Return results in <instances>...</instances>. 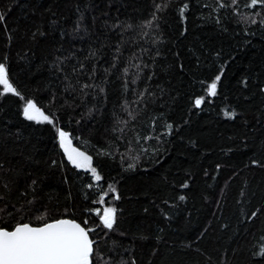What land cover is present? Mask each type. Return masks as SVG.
<instances>
[{
    "label": "trees",
    "instance_id": "1",
    "mask_svg": "<svg viewBox=\"0 0 264 264\" xmlns=\"http://www.w3.org/2000/svg\"><path fill=\"white\" fill-rule=\"evenodd\" d=\"M0 17V227L75 220L92 264H264V0H0Z\"/></svg>",
    "mask_w": 264,
    "mask_h": 264
},
{
    "label": "snow or ice",
    "instance_id": "2",
    "mask_svg": "<svg viewBox=\"0 0 264 264\" xmlns=\"http://www.w3.org/2000/svg\"><path fill=\"white\" fill-rule=\"evenodd\" d=\"M256 3L257 0H252V6ZM219 79L220 77L217 76L216 80L207 86L209 95L216 94V81ZM0 85H3L4 93H16L3 64H0ZM195 103L198 106L201 100L197 99ZM23 112L28 120L42 117L43 120L51 123L48 116L44 115L31 100L27 101ZM58 134L61 147L73 164L77 167H82L85 163L90 165V157L70 148L65 132L59 131ZM91 171L95 179L99 180L96 170L93 168ZM180 198L184 199L183 196ZM101 220L104 227L111 229L115 222V210L107 208ZM90 231L91 229L86 230L80 223L70 219H57L38 227L17 222L12 230L0 227V264H92L90 257L94 253V242L89 238Z\"/></svg>",
    "mask_w": 264,
    "mask_h": 264
},
{
    "label": "rangeland",
    "instance_id": "3",
    "mask_svg": "<svg viewBox=\"0 0 264 264\" xmlns=\"http://www.w3.org/2000/svg\"><path fill=\"white\" fill-rule=\"evenodd\" d=\"M2 87H3V85H1ZM41 111V110H40ZM42 112V111H41ZM23 115H24V112H23ZM25 117V116H24ZM26 118V117H25ZM32 121H35V122H41V121H45V120H43V118L42 117H38V119L37 120H32ZM60 138V137H59ZM67 143H68V145L70 146V148H72V149H75V148H73L72 147V144H71V141L70 140H68V138H67ZM59 146H60V149H61V151H62V153L64 154V156L66 157V159L73 165V166H75V167H77L75 164H73L69 159H68V156H67V154L65 153V150H64V148L63 147H61V143H60V140H59ZM77 152H79L78 150H76ZM78 169H81V170H86V171H91V168H90V165L89 164H87V163H85L82 167H77ZM92 172V171H91ZM103 211H105V210H102L101 211V213H100V210L98 211V210H94L93 211V214L94 215H96V216H99V222H100V218H101V216L103 215ZM102 224V223H101Z\"/></svg>",
    "mask_w": 264,
    "mask_h": 264
},
{
    "label": "water",
    "instance_id": "4",
    "mask_svg": "<svg viewBox=\"0 0 264 264\" xmlns=\"http://www.w3.org/2000/svg\"><path fill=\"white\" fill-rule=\"evenodd\" d=\"M59 131H61V130H59ZM59 131H58V133H59ZM58 136H59V134H58ZM103 215H104V211H103ZM103 215H102V216H103ZM102 216H101V217H102ZM100 222L102 223L101 218H100ZM102 225H103V223H102ZM103 226H104V225H103ZM105 228H106V227H105ZM107 229H108V228H107Z\"/></svg>",
    "mask_w": 264,
    "mask_h": 264
}]
</instances>
